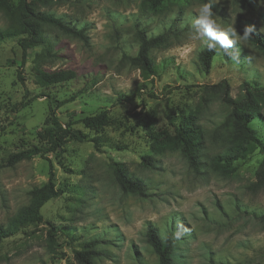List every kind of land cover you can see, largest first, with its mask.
I'll return each mask as SVG.
<instances>
[{"label":"rangeland","instance_id":"obj_1","mask_svg":"<svg viewBox=\"0 0 264 264\" xmlns=\"http://www.w3.org/2000/svg\"><path fill=\"white\" fill-rule=\"evenodd\" d=\"M201 3L177 0L153 11L142 7L141 0H54L41 6L83 27L86 36L82 40L45 29L51 53L41 67L76 73L49 86L37 85L30 71L42 45L28 49L21 63L19 37L0 39V225L9 223L28 203L29 190L45 183L50 173L59 192L41 208L43 222L27 224L0 240V264H77L73 251L91 239L100 240L97 249L102 252L95 264H158L146 242L149 226L161 237L180 241L175 264H264V226L255 217L264 213V190L248 188L263 153L254 147L246 158L235 159L229 176L211 167V158L230 146L226 134L216 131L229 107L201 88L224 80L231 97L245 82L264 89V56L249 40L242 41L229 50L238 53V62L216 50L209 71H202L198 53L206 45L191 39V17ZM211 7L223 26L233 23L242 34L251 25L264 36V0H219ZM8 25L0 12V28ZM137 28L146 35L176 32L165 46L151 50L158 73L146 80L124 59V54L136 53ZM29 98L26 107L15 109ZM48 102L62 121L73 122L88 139L47 151L38 132ZM103 110L109 122L99 135L107 140L96 148L90 140L95 134L79 120ZM187 115L195 116L203 132L199 172L188 167L179 151L156 154L150 148L173 135ZM260 122L251 126L264 141ZM35 146L43 155L8 165L13 153ZM143 155L152 157L154 167L140 164ZM113 161L144 181L145 196L119 189L109 167ZM49 223L61 258L52 259L48 252Z\"/></svg>","mask_w":264,"mask_h":264},{"label":"trees","instance_id":"obj_2","mask_svg":"<svg viewBox=\"0 0 264 264\" xmlns=\"http://www.w3.org/2000/svg\"><path fill=\"white\" fill-rule=\"evenodd\" d=\"M54 0H0V12L7 18L9 25L0 28V39L18 36V45L22 51L21 63L25 62L27 50L42 45V50L36 54V58L31 66V75L35 83L39 86H49L70 80L76 76L71 69H60L47 71L41 67V60L45 55L51 53L47 44L45 29H57L64 34L85 40L84 28L70 25L61 16L52 12L41 10ZM177 0H141L142 7L149 10H158L167 2ZM202 2V0H197ZM248 3V0H240ZM176 32L171 29L162 31L156 35H146V30L137 28L135 38L137 50L135 55L124 54L131 66L139 70L143 80L148 79L158 73V65L150 55L151 50L165 46L171 36ZM251 44L264 56V36L253 30ZM216 54V50H209L206 46L198 53V62L204 72H208L211 60ZM224 59L229 60L230 55L222 52ZM20 77V76H19ZM21 78V77H20ZM208 96L215 95L229 107V111L224 120L217 126L216 131H223L230 146L222 155L213 156L210 160L211 167L220 171L226 176L234 173L233 161L238 158H246L249 152L258 147L263 153V157L255 173V180L248 187L252 191L264 190V141L256 134L251 124L260 122V127L264 128V118L262 116V106H264V89L256 86L255 83L245 82L241 92L236 97H231L229 86L222 80L212 85L201 86ZM202 100L206 99L202 96ZM29 100L20 101L15 105L16 110H21L30 103ZM48 102V113L42 127L38 132V140L41 144L48 145L47 151H56L61 145L70 141H86L88 134L80 129L73 128L71 121H62ZM63 102H59L61 104ZM83 126L95 134L90 138L94 146L105 144L106 137L99 135L103 127L108 124L109 116L105 110L94 115L84 116L79 120ZM204 137L200 125L195 121L194 115L184 117V122L173 135L167 137L164 142L154 141L151 150L160 154L166 150L179 151L184 157L189 168L199 172L201 165L200 151L202 149ZM42 154L43 150L38 147L27 148L13 153L8 158V165H13L34 155ZM140 164L144 167H154L152 157L143 155ZM113 179L119 189L125 193H132L137 196L146 195V185L144 181L132 175L126 165L122 162L113 161L109 164ZM29 201L21 207L10 219L6 226L0 225V240L12 235L15 230L34 222H43L41 208L52 198L59 195L57 188L52 181L50 173L47 181L40 186L31 188L28 192ZM264 226V213L255 215ZM47 230V248L52 259L61 258L62 253L56 248V240L52 233V224ZM146 242L150 245L157 256L158 264H175V255L180 241L175 240L171 235L161 237L154 227L149 226L146 230ZM100 240L91 239L85 242L80 249L73 251V258L77 264H95L94 259L102 252L97 249Z\"/></svg>","mask_w":264,"mask_h":264},{"label":"clouds","instance_id":"obj_3","mask_svg":"<svg viewBox=\"0 0 264 264\" xmlns=\"http://www.w3.org/2000/svg\"><path fill=\"white\" fill-rule=\"evenodd\" d=\"M219 0H202L198 10L191 17L192 34L191 39L203 42L209 50H219L226 55H230L238 62V53L229 50L238 42L248 41L252 39L253 27L246 25L243 33L238 34L233 23L223 26L218 23L216 14L212 11V3H218ZM195 50V49H193ZM182 234L181 231L176 232L177 238Z\"/></svg>","mask_w":264,"mask_h":264}]
</instances>
